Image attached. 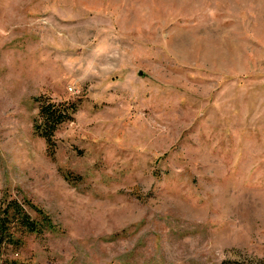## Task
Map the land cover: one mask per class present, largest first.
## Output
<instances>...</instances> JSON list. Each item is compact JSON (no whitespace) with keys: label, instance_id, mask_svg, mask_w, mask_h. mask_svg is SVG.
<instances>
[{"label":"rangeland","instance_id":"1","mask_svg":"<svg viewBox=\"0 0 264 264\" xmlns=\"http://www.w3.org/2000/svg\"><path fill=\"white\" fill-rule=\"evenodd\" d=\"M4 195L0 264H264V0H0Z\"/></svg>","mask_w":264,"mask_h":264},{"label":"trees","instance_id":"2","mask_svg":"<svg viewBox=\"0 0 264 264\" xmlns=\"http://www.w3.org/2000/svg\"><path fill=\"white\" fill-rule=\"evenodd\" d=\"M35 103L38 105V114L33 120V132L44 140L46 153L52 158L56 151V132L62 125L72 121L80 104L77 101L54 102L44 95L35 98ZM26 206L35 213V217L29 214ZM53 230L50 217L40 208L26 201L19 203L4 195L0 207V240L6 239L8 243L19 246L20 238L15 236L16 233L39 236Z\"/></svg>","mask_w":264,"mask_h":264}]
</instances>
